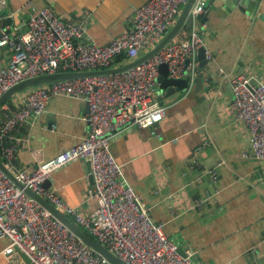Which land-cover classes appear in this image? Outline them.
<instances>
[{"label":"crops","instance_id":"obj_1","mask_svg":"<svg viewBox=\"0 0 264 264\" xmlns=\"http://www.w3.org/2000/svg\"><path fill=\"white\" fill-rule=\"evenodd\" d=\"M145 1L0 0V13H5L1 19L11 18L6 28L14 40L35 5L50 8L70 24L87 21L93 39L106 45L128 29ZM223 4L214 0L200 31L208 60L202 67L198 56L196 79L202 78V87L167 106L166 118L154 129L159 137L126 125L111 132V150L154 222H164L169 238L181 249L193 250L197 263L264 264V160L253 156L248 130L231 112L233 77L245 74L264 81V0L254 15L238 7L227 11ZM10 54L8 46H0V68ZM17 97L10 99L15 108ZM157 98L158 93L159 103ZM87 112L81 100L54 97L40 116L16 130L28 139L17 152V169L32 172L38 160L82 142ZM91 172L88 159H75L56 170L45 186L56 189L67 205L91 214L97 208L90 196ZM195 199L207 200L195 207ZM8 244L0 238V264H28L19 251L14 261L5 255Z\"/></svg>","mask_w":264,"mask_h":264},{"label":"built area","instance_id":"obj_2","mask_svg":"<svg viewBox=\"0 0 264 264\" xmlns=\"http://www.w3.org/2000/svg\"><path fill=\"white\" fill-rule=\"evenodd\" d=\"M186 2L146 0L135 9L128 29L106 45L93 39L87 21L70 24L50 8L32 5L26 28L17 39L7 33L0 37V46L11 51L8 62L0 68V97L20 81L39 74L108 68L121 55L129 60L137 58L166 34ZM206 2L196 0L191 13H203ZM202 46L204 37L191 31L125 72L40 85L18 94L15 109L8 102L1 106L0 153L20 181L63 210L127 264H199L193 250L181 249L169 238L164 222H154L141 196L125 178L123 165L111 150L110 134L126 125L149 129L163 121L168 108L156 101L159 66L166 63L171 77H189L193 83ZM231 87V112L248 130L253 156L264 160V81L238 74L231 79ZM58 95L87 104L86 138L54 158L38 160L32 172L17 169V152L28 139L16 130L40 116ZM152 134L160 136L154 130ZM75 159L91 162L94 182L90 196L97 202L91 214L67 205L56 189L44 185L56 170ZM212 176L216 178L215 173ZM206 200L195 199L194 206ZM0 238L9 240L4 254L12 261L19 251L29 259L28 264H111L19 189L1 168Z\"/></svg>","mask_w":264,"mask_h":264},{"label":"water","instance_id":"obj_3","mask_svg":"<svg viewBox=\"0 0 264 264\" xmlns=\"http://www.w3.org/2000/svg\"><path fill=\"white\" fill-rule=\"evenodd\" d=\"M196 0H187L183 5L176 21L172 27L166 32V34L151 48L142 53L137 58L126 61L121 64H114L108 68L85 70V71H60L52 74H39L27 79H24L6 91L0 97V108L1 106L8 102L14 96L25 92L31 88L50 84L56 81L64 80H74L83 77L91 76H106L115 75L132 69L155 56L159 53L166 45L171 41L176 39L183 30H193L200 34L202 31V25L205 24L208 19V13L211 5H214V0H207L204 6V12L194 16L191 13V9ZM261 0H224L223 6L226 7L227 11L235 10L238 7L240 10L254 15L258 9L259 2ZM5 15L4 12L0 13V36L5 33L11 35L12 29L7 30V26L11 24V18L1 17ZM12 36V35H11ZM199 59L200 66L204 67L208 60L206 58V48L204 46L199 48ZM160 76L158 78L159 91H158V101L160 106H168L173 102L177 101L182 94L191 93L193 90L200 89L202 87V78H197L193 83L189 77L184 78H173L170 76L168 65L163 63L159 66ZM159 123L152 125L149 130H154ZM89 161V160H88ZM91 164V162L89 161ZM0 168L2 171L16 184L19 189H22L27 195L39 202L45 209H47L51 215L63 223L75 236H77L85 245L94 250L97 254L104 257L111 264H127L121 257H119L112 250L107 248L103 243L93 237L90 233L84 230L80 225H78L73 218L66 214L63 210L53 205L44 197L40 196L36 192L27 188L18 178L17 173L10 168L4 158L0 153ZM93 179V177L91 176ZM94 181V180H93ZM50 183L48 179L44 185Z\"/></svg>","mask_w":264,"mask_h":264},{"label":"trees","instance_id":"obj_4","mask_svg":"<svg viewBox=\"0 0 264 264\" xmlns=\"http://www.w3.org/2000/svg\"><path fill=\"white\" fill-rule=\"evenodd\" d=\"M128 60H129V58H128L127 56H125V55H121V56L116 57V58L113 60V64H121V63H124V62H126V61H128ZM8 103L12 106L13 109H15V107H13V105H12V100H9ZM1 114H2V109L0 108V119H1ZM4 160H5V159H4ZM5 161H6V160H5ZM6 163H7V165H8L10 168L13 167L12 164L8 163L7 161H6Z\"/></svg>","mask_w":264,"mask_h":264}]
</instances>
